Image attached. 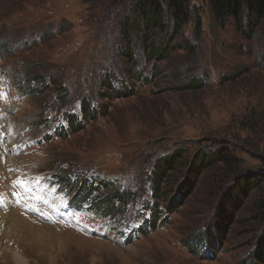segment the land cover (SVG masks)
I'll return each mask as SVG.
<instances>
[{"label": "rangeland", "instance_id": "1", "mask_svg": "<svg viewBox=\"0 0 264 264\" xmlns=\"http://www.w3.org/2000/svg\"><path fill=\"white\" fill-rule=\"evenodd\" d=\"M135 2L0 0V264H264V19L248 36L231 17L216 23L210 0H189L190 19L157 59L151 44L174 27L166 6L145 43L142 24L130 34L127 58L121 28ZM83 99L95 117L61 131L68 115L82 119ZM220 148L232 168L210 165L187 191L179 164L159 194L180 204L156 207L162 158ZM69 175L100 187L79 202L80 190L52 185ZM256 175L230 213L228 189ZM118 190L133 197L109 210ZM10 209L22 211L21 230L5 227ZM153 212L161 220L143 228Z\"/></svg>", "mask_w": 264, "mask_h": 264}, {"label": "trees", "instance_id": "2", "mask_svg": "<svg viewBox=\"0 0 264 264\" xmlns=\"http://www.w3.org/2000/svg\"><path fill=\"white\" fill-rule=\"evenodd\" d=\"M165 7L167 6L170 13L173 15L174 19V27L172 30V33L167 39L166 42L163 45H160L159 47L151 44V55L157 59H161L166 57V55L169 54V51L171 49V43L175 39V35L179 32L180 27L182 23L187 22L190 19V6H189V0H164ZM210 6L211 11L214 17V20L216 23H225L227 19L230 17L235 19L237 26L239 29L242 30V26H244V30H246V34L250 36L258 27L260 22L264 19V0H210ZM164 6H162V2L160 0H136L135 4L132 7V17L130 16L129 19H125L124 22H122V34L124 38V42L126 44V51L125 55L127 58H131V47L129 44L130 41V34L134 33L139 29V27L142 24L143 27V43L146 42L148 38V34L158 26L162 25L163 22V11ZM145 41V42H144ZM154 47H157L153 49ZM178 48L180 45L177 46ZM135 66L134 63L131 64V67ZM112 89V87H111ZM105 97L108 96V93L104 95ZM81 111H82V119L81 120H75L73 122V119L71 115H68L66 124H61L59 126L61 131L65 132L70 130H76L81 129L80 123L84 119H89L90 117L94 118L96 113V108H90L88 103L83 99L81 103ZM72 123L78 124L76 127L72 125ZM56 132V131H55ZM218 153H202L198 152L196 155H194L192 158H190V161H182V159L186 156V151H173L164 158H162L157 164H156V170L152 176V183H153V195L155 198V205L156 207H160V203L158 202L161 200V198H167L166 200L169 202V196L168 195H160L159 193H162L160 190V185L163 183V181L168 177L169 172L173 169L178 168V165L181 166L184 164L185 167H189V169L186 171V178L188 181L187 184V191H191L197 184L202 172L209 167L210 165H215L218 162H223L227 168H232L234 166V159L233 157L229 156L228 154L224 153L225 149L220 148L218 150ZM260 176H264L262 174H259ZM255 178L258 181H252V179H246L245 181L239 180L235 186L230 187L227 192V198L224 203V207L227 208L230 213L235 214V209L238 208L239 203L241 202L242 197H244L247 193V189L250 186H258V183L262 180L261 178L258 179L257 175ZM80 179V178H77ZM92 178H86L84 180H81L80 183L75 184V181H72V178L69 175L68 177L62 176L57 177L52 181V184H58L59 186H64V188H76L80 190V196L82 199H80L79 202L83 199H89L91 196L92 187L96 186L97 188L100 187L98 185H94V181H89ZM263 181V180H262ZM249 182V183H248ZM107 184V183H106ZM59 188V187H57ZM130 197H133V195H130V193L122 192L120 190L116 191L113 195H111L110 199L106 198L108 200V203H105L104 205L106 208H108L109 205L112 207L109 210L117 209L119 208L118 204H121V202L124 201V199L129 200ZM166 203V202H165ZM77 204L76 201L69 202L70 207L76 208ZM180 203H176V205H172L171 202L166 203L168 213L174 212V208L177 207ZM79 205V204H77ZM80 206V205H79ZM118 206V207H117ZM174 206V207H173ZM223 207V208H224ZM224 214V213H223ZM222 213L219 215V217L222 219L223 217L226 219V217ZM167 216V215H166ZM161 220V219H160ZM159 217L157 213L152 214V217L150 221L146 223V226L143 228L148 227H155L159 223ZM226 221H228L226 219ZM205 242L202 247H206L209 250L216 249L215 241L212 238L209 239H203ZM198 240H191L190 245L197 249V247L200 244H196ZM256 258L261 260V256L258 253L256 255Z\"/></svg>", "mask_w": 264, "mask_h": 264}, {"label": "bare ground", "instance_id": "3", "mask_svg": "<svg viewBox=\"0 0 264 264\" xmlns=\"http://www.w3.org/2000/svg\"><path fill=\"white\" fill-rule=\"evenodd\" d=\"M4 124H5V130L7 131L8 130V128L10 127L9 125H8V122H7V118H4ZM4 131V130H3ZM3 131H2V133H3ZM2 136V135H1ZM7 140H8V142H9V138H10V134H8L7 133ZM5 137V138H6ZM26 157V156H25ZM24 157V158H25ZM24 158H20V160L19 161H23V160H25ZM27 160V159H26ZM20 164V163H19ZM22 164H24V162L22 163ZM18 165V164H17ZM0 185H2V182H1V180H0ZM1 192V191H0ZM4 192V191H3ZM5 194H6V192H4ZM0 196H2L3 197V199H1L0 198V209H3L4 208V206H5V204H6V202L8 201V200H6L5 198H4V196L0 193ZM8 196V195H7ZM9 197V196H8ZM9 200H10V198H9ZM17 211H15V209H10V210H8L9 212H8V214L6 215V216H4V220H7L6 221V224H5V227L7 226L8 228H12L14 231H18V230H21V228H20V226H25V225H27V224H25L24 225V223H25V219H23V218H21V217H19V215H21V210H19L18 211V209H16ZM4 211V210H3ZM24 213V212H23ZM3 214H4V212L2 213V214H0V215H2L3 216ZM25 215H27V214H25ZM22 216H24V215H22ZM21 219V220H20ZM32 223V222H31ZM28 224H29V222H28ZM2 240L0 241V244L2 245ZM1 247V246H0ZM14 258L17 260V258H20V257H18V256H16L15 254H14Z\"/></svg>", "mask_w": 264, "mask_h": 264}, {"label": "snow or ice", "instance_id": "4", "mask_svg": "<svg viewBox=\"0 0 264 264\" xmlns=\"http://www.w3.org/2000/svg\"><path fill=\"white\" fill-rule=\"evenodd\" d=\"M20 183H22V184H23L24 182H22V181H21Z\"/></svg>", "mask_w": 264, "mask_h": 264}]
</instances>
